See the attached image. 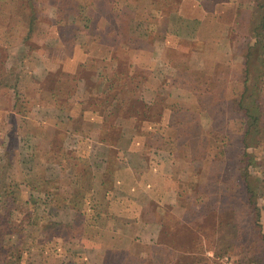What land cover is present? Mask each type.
<instances>
[{"label": "rangeland", "instance_id": "rangeland-1", "mask_svg": "<svg viewBox=\"0 0 264 264\" xmlns=\"http://www.w3.org/2000/svg\"><path fill=\"white\" fill-rule=\"evenodd\" d=\"M181 1L0 0V217L11 219L4 264H92L96 251L89 241L102 235L87 225L102 219L96 210L110 212L111 200L105 189L86 196L92 183L77 181L69 166L78 161L83 172L98 173L96 150L88 146L96 141L132 146L123 152L125 161L138 157L143 168L154 169L143 172L145 185L180 192L161 210L164 229L150 246L161 239L188 245L204 229V247L192 243L195 254L175 253L177 264H264V118L260 134L245 143L247 120L238 108L243 101L255 113L260 103L264 114V33L251 24L258 2L199 0L204 20L183 22L184 29L173 18ZM75 43L88 59L78 72L69 63ZM176 108L198 114L177 113L166 127V111ZM205 136L203 162L212 175L208 167L195 175L190 155ZM244 150L253 159L260 232L244 214L249 192L236 175ZM167 159L176 164L168 166ZM231 182L240 215L223 216L237 222L229 231L219 227L226 237L215 242L205 222L198 229L186 223L185 234L186 210H200L216 195L220 204L226 201ZM153 210L151 204L149 217ZM130 251L120 254L121 264H159L164 256L162 250H154L153 259Z\"/></svg>", "mask_w": 264, "mask_h": 264}, {"label": "crops", "instance_id": "crops-1", "mask_svg": "<svg viewBox=\"0 0 264 264\" xmlns=\"http://www.w3.org/2000/svg\"><path fill=\"white\" fill-rule=\"evenodd\" d=\"M190 1L194 5L192 9L188 7L191 6ZM203 12L205 10L199 0H182L181 6L173 18H176L180 22L179 25L186 29L183 22L187 24V21L192 20L203 21L205 16ZM73 46H75V55L70 57L69 63H75V66L70 67V69H75L74 71L78 72L88 59L87 56L82 57V59L79 56L83 52L82 44L75 43ZM180 85L185 88L183 90L188 95H194L195 91L189 88L186 89L183 84ZM176 114L175 110L166 111L168 118L165 124L166 127H170L171 118ZM164 116L162 117L164 118ZM88 146L96 150L97 157L94 158H96L98 168L95 171L99 174L89 168L83 172L79 168L78 161L70 164V171L77 181L89 179L87 182L92 183L93 187L86 190V196L93 195V191L105 189L108 191L107 198L111 200L109 203L110 212L108 211V214H105L103 210V213L98 215L96 210L95 213L97 216H101L102 219L95 222V225H87L91 228L101 229L100 234L102 235L100 238L95 237L89 241L91 245L95 246L94 251L96 253H91L92 257L88 261H91L92 264H121L120 254L124 250L130 251V249L135 250V253H131L132 255L146 257L148 246L153 244L164 225L163 220H161V210L168 204L173 206L175 201L179 200L180 192L177 189H155L157 187L153 186L152 183L145 185L142 179L143 172L154 169L152 167H149V169L143 168V161L138 157L137 160L132 158L127 162L125 161L126 158L123 152L133 149L132 146L130 148L126 147L124 142L120 141L117 144L96 141L88 143ZM140 147L142 148V146ZM90 148H88L89 152L92 151ZM111 152H114L117 156L111 157ZM166 161L168 166L176 164V159H167ZM161 163L163 161L158 164ZM91 165L93 168L96 167L94 162ZM154 168L159 169L160 167L155 166ZM151 204L155 205L157 210H153L154 214L149 217L148 210L151 209ZM74 209L78 210L77 208ZM92 223L94 224V222ZM103 230L108 232L104 233ZM110 254H115V257L111 259Z\"/></svg>", "mask_w": 264, "mask_h": 264}, {"label": "trees", "instance_id": "trees-1", "mask_svg": "<svg viewBox=\"0 0 264 264\" xmlns=\"http://www.w3.org/2000/svg\"><path fill=\"white\" fill-rule=\"evenodd\" d=\"M258 2V4L256 5V9L255 11L251 14L252 16V29H255V31L258 32H263L264 33V4L261 3V0H256ZM264 1V0H263ZM254 31V30H253ZM114 99H120L119 96L116 97H112L111 101ZM126 103V105H131L134 106V104H132V102L129 99H127V101H124ZM127 102H130L129 104ZM112 103V102H111ZM205 105V104H204ZM204 105H200V107L204 108ZM238 106V105H237ZM255 106H257V109L255 110V113L251 112L250 110H247L246 105L243 103V101H241L239 103L238 108H240V110H243L245 112V118L247 120V122H242L243 123V130L245 131V140L244 142L247 143V141L250 142V140H252L254 138L255 135H259V127L261 124H263L262 119L264 118V114L261 108L260 103L259 104H255ZM244 107L246 109H244ZM176 111V113H179L180 115H186L188 114L189 116L192 115H197L198 112L196 110H190V109H184V108H176L174 109ZM210 143L209 138L208 137H202L200 139V144L197 147V151L194 152L193 155H190V162L193 164V171L195 173V175H203L204 173L207 171V167L208 169V175H212L210 173L211 168L210 165L206 166L204 165L205 163L203 162L204 159H206L207 153H208V149L209 147L207 146ZM248 145V144H247ZM260 146V145H259ZM248 147V146H246ZM243 158L241 162H239V168H238V174H236L238 177L240 176L241 179L243 180L244 184L247 186V191L249 192L248 196H246V203H245V213L246 217L248 215L247 220H251L254 222V224L256 225V227L258 228V232H260V213L258 211V206L256 204V195H257V187L256 184H253V177L251 176V172H250V167L253 164V159L252 157H250V155L244 150L241 152ZM232 168V167H230ZM234 168H237V166H234ZM229 172H231L230 170H228ZM215 179V178H214ZM216 181V179H215ZM230 186H228L227 190H225V193L222 195L225 198L226 201L219 202L221 196L216 195L212 201V203H208L206 204L203 208H200V210H198V208L194 207H190L188 208V210H186V213L188 214V216L183 217L181 220V225L184 226V230L183 232H185L186 234V230H185V225L186 223L190 224L193 223V225H195V228L198 229V227L200 225H202L203 228V224L202 222L205 223H209V228L215 233V234H219V227L224 225L223 227L229 231L232 227L233 223H237L235 222L234 217L230 216L227 219L223 216H225L227 213L232 214L233 216L235 215H240V211L238 212L237 207H238V203L235 199L239 198V196H237L238 193H235V184H233L232 182L229 184ZM246 189V188H245ZM242 193V191H241ZM240 193V194H241ZM249 206V207H247ZM248 208V209H246ZM185 213V214H186ZM3 219L0 217V264H4V262H9L8 258H7V250H6V246H5V234L4 231L6 229H9V221H11V219L9 218L8 220H6V222L2 221ZM223 220H226L225 222H223ZM213 221V222H212ZM227 227V228H226ZM237 228H239V226L236 224ZM164 229V226H163ZM202 232H197L194 233L199 234L198 235V239L197 240H193L190 243H188V245L186 244L187 242H184V240L182 241V243H179L177 246H174L173 243L176 242H166L163 241L161 239L160 244L157 245H153V246H149L148 247V253L151 257V259H153V254H154V250H162V254L164 255L163 257L159 258L157 261H159V264H177V259L180 257V254L183 255H192L196 253V250L194 248H192L193 246L192 243H194V246L198 247H204V241L205 238L202 237L201 234H204V229L201 230ZM162 231L161 235L163 234ZM179 232V231H178ZM257 232V233H258ZM234 234L236 235V232H234ZM260 234V233H258ZM176 235H178V233H176ZM215 236V242H217L218 240H220L222 238V236L224 234H219L218 236ZM225 236V235H224ZM223 236V237H224ZM226 237V236H225ZM181 238V235H180ZM199 243V245H198ZM219 246V245H217ZM6 250V251H5ZM221 250V248H220ZM225 251H229L228 248H225ZM175 253H179V257H176ZM216 252H214V256ZM176 257V258H175ZM155 261V260H154Z\"/></svg>", "mask_w": 264, "mask_h": 264}]
</instances>
